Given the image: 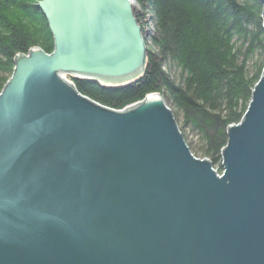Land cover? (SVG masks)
<instances>
[{"label": "water", "instance_id": "water-1", "mask_svg": "<svg viewBox=\"0 0 264 264\" xmlns=\"http://www.w3.org/2000/svg\"><path fill=\"white\" fill-rule=\"evenodd\" d=\"M37 8L53 50L15 56L0 92V264H264V62L218 175L159 94L113 110L62 78L142 75L129 0Z\"/></svg>", "mask_w": 264, "mask_h": 264}, {"label": "trees", "instance_id": "trees-1", "mask_svg": "<svg viewBox=\"0 0 264 264\" xmlns=\"http://www.w3.org/2000/svg\"><path fill=\"white\" fill-rule=\"evenodd\" d=\"M40 0H0V92L13 60L53 38ZM133 16L146 49L144 72L123 84L66 76L82 96L122 110L159 94L194 157L222 173L226 130L241 120L264 62L259 0H135ZM171 72H173L171 74ZM180 121V122H179ZM188 132V133H187ZM189 134L196 137L189 139Z\"/></svg>", "mask_w": 264, "mask_h": 264}, {"label": "rangeland", "instance_id": "rangeland-1", "mask_svg": "<svg viewBox=\"0 0 264 264\" xmlns=\"http://www.w3.org/2000/svg\"><path fill=\"white\" fill-rule=\"evenodd\" d=\"M129 1H130L131 5L136 6L135 0H129ZM172 73H173V72H171V74H172ZM66 76H68V75H64V76H62V78L65 79L68 83H70V81L67 79ZM70 84H71V83H70ZM179 122H180V121H179ZM187 133H188V132H187ZM189 139L195 141V143H196V137H194L192 134H189ZM196 145H197V143L195 144V146H196ZM196 158H199V159H205V158L201 157L200 155L197 156ZM216 173H217V172H216ZM218 175H220V174H218Z\"/></svg>", "mask_w": 264, "mask_h": 264}]
</instances>
